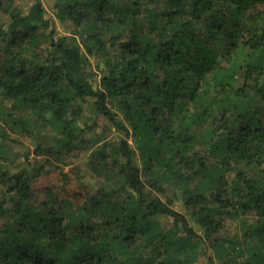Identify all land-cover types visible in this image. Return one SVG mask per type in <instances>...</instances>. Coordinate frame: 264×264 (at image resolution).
I'll list each match as a JSON object with an SVG mask.
<instances>
[{
    "label": "trees",
    "instance_id": "16d2710c",
    "mask_svg": "<svg viewBox=\"0 0 264 264\" xmlns=\"http://www.w3.org/2000/svg\"><path fill=\"white\" fill-rule=\"evenodd\" d=\"M51 1L0 0V264H264V0Z\"/></svg>",
    "mask_w": 264,
    "mask_h": 264
},
{
    "label": "rangeland",
    "instance_id": "374dc122",
    "mask_svg": "<svg viewBox=\"0 0 264 264\" xmlns=\"http://www.w3.org/2000/svg\"><path fill=\"white\" fill-rule=\"evenodd\" d=\"M42 3H43V6L45 7V9H46L47 11H50V10H51V3H52L51 0H42ZM255 11H264V2L259 3V4H256V5L251 9V12H255ZM50 15H51L50 12L47 13V16H50ZM50 17H51V16H50ZM55 24H56L57 26H59L57 22H55ZM60 30H62V29L60 28ZM23 151H25V150H23ZM23 153H24V152H23ZM29 157H31V156H29Z\"/></svg>",
    "mask_w": 264,
    "mask_h": 264
}]
</instances>
